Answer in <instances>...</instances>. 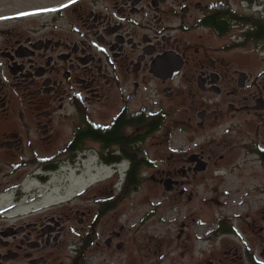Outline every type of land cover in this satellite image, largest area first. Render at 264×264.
Here are the masks:
<instances>
[{
	"label": "flooded vegetation",
	"instance_id": "1",
	"mask_svg": "<svg viewBox=\"0 0 264 264\" xmlns=\"http://www.w3.org/2000/svg\"><path fill=\"white\" fill-rule=\"evenodd\" d=\"M249 163L264 165V0L0 5V264H145L151 239L120 223L132 170L189 203L201 173ZM256 241L218 264H264ZM127 245L145 254L121 259Z\"/></svg>",
	"mask_w": 264,
	"mask_h": 264
},
{
	"label": "rangeland",
	"instance_id": "2",
	"mask_svg": "<svg viewBox=\"0 0 264 264\" xmlns=\"http://www.w3.org/2000/svg\"><path fill=\"white\" fill-rule=\"evenodd\" d=\"M6 3L11 0H0L2 7ZM256 47L253 41L242 51L255 55ZM147 149L152 160L162 155L161 145L153 138L147 143ZM238 156L233 153L229 160ZM239 166L234 170L223 168L201 173L194 187L184 186L187 190L193 189L194 197L189 203L182 198L177 202H165L168 199L162 195L165 193L163 186L150 180V175L158 176L159 170H140V188L133 195L130 212L120 215V223H128L130 230H135L139 236L137 246L144 238L145 241L151 239V255L127 245L119 252L121 259L132 253L135 257L145 254V264H205L208 261L218 264L228 246L234 245L241 250L243 241L255 237V252L259 254L264 246V165ZM81 168L86 170L87 179L101 170L91 159L81 164ZM257 211L263 217L257 220L254 230L243 231L240 226ZM143 214H150V217L140 227L139 218ZM230 225L239 235L223 232L222 229Z\"/></svg>",
	"mask_w": 264,
	"mask_h": 264
},
{
	"label": "trees",
	"instance_id": "3",
	"mask_svg": "<svg viewBox=\"0 0 264 264\" xmlns=\"http://www.w3.org/2000/svg\"><path fill=\"white\" fill-rule=\"evenodd\" d=\"M140 178V170H132V174L129 175L128 181L133 184L137 185ZM223 228V227H222ZM223 230V229H222Z\"/></svg>",
	"mask_w": 264,
	"mask_h": 264
}]
</instances>
